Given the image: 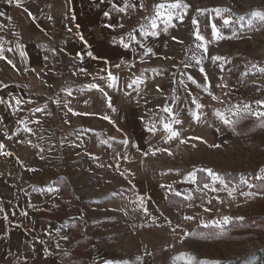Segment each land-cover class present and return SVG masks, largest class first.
<instances>
[{
	"label": "rangeland",
	"instance_id": "rangeland-1",
	"mask_svg": "<svg viewBox=\"0 0 264 264\" xmlns=\"http://www.w3.org/2000/svg\"><path fill=\"white\" fill-rule=\"evenodd\" d=\"M149 2V0L146 1L143 8L139 6L140 4H137L135 8L129 7L127 9L128 17L110 16L111 18H109L104 16V13L101 14L94 10L91 18H68L63 21L56 17L49 25L48 30L42 31L35 28L37 31L25 34L22 33L21 28H17L21 27L22 17L20 15V18L14 15L13 23L3 19L0 27L10 31L0 30V46L5 50L4 55L11 59L16 67L13 68L6 60L0 59V70L5 71L0 76V81L7 83L8 88L12 86L15 95H21L22 89H29L35 96H40L35 97V100L53 105L47 114L41 115V119L37 117L30 119L28 113L23 112L24 110L15 111V107L8 109L7 105H0V117L3 118L0 121V141L4 144L7 143L5 147L11 146L15 142L27 146L31 143V138H34L32 145L36 146L39 137L37 135L40 132L38 129L42 127L44 121H48L54 115L56 116L54 127L65 123L61 121L63 103H53V101L63 102L61 85L57 81L49 80V77L55 73L62 74L63 67L53 66V62L50 66L40 65L33 59V54H37L44 43L51 46L58 38L60 41V38L66 36L65 31L69 27H77L79 24L92 26L95 29L94 37L96 38L108 35L113 39L119 35L133 33L137 27L140 28L141 24L147 26L148 20L153 15L148 7ZM190 4L192 7L188 10V15L184 17L183 22L174 20L175 27H169L168 41L162 42L166 46L165 51H158L157 55L153 57L154 60L161 63V68L166 69V71L162 69L163 72H161L164 79H177V82L172 83V86L178 90L177 95L167 100L154 96L143 100V105L151 109L149 113H135L133 110L131 111L130 106L117 103L118 105L115 104L116 106L113 107L115 111L110 108L107 113L81 116L80 122L84 125H80L79 122L76 124L70 122L71 127L79 125L80 129H76L79 132V139L85 138L84 132L91 131L94 134L93 139L98 144L97 149L93 150L95 157H104L102 150L110 148L112 158L110 159L109 156L107 164L112 167L106 165L103 168H97L95 172L101 173L104 170L112 174L107 186L98 185L94 191L79 194L83 197L81 202L86 208L84 213L88 218V225L82 226L74 220L71 221L70 215L74 211L71 208L76 200L69 190L64 191L65 201L57 211L45 210V213H50V215L58 213L55 217L59 219V227L65 232H62V235L68 237L63 242H54V253L58 255L62 264H125V262L127 264H187L186 259H174L181 253L195 256L198 260L219 261L220 264H264V179H256L257 176L264 177V172L261 171L264 169V127L260 126L261 123H264V118H257L241 112L238 116L231 117L238 121L234 127H228L214 116L217 109L227 115L229 108L235 111V106L242 108L244 104H250L253 111H264V107L255 103L257 100H264V73H260L252 67L253 64L264 67V23L252 19L253 11H264V0H194ZM66 5L64 3V7ZM14 6L17 5L14 3ZM216 8L231 9V11L223 12L221 17H217L213 11ZM196 9L209 10L206 16H202ZM223 17L232 19L233 23L224 26L222 24ZM240 17L243 19L241 20ZM192 18L200 21L198 27L205 35L206 40L211 39L212 23L217 25L225 37H233V33L236 34L234 38H226L208 44V56L204 57L200 65L196 64V59L201 58L203 50L196 47L201 42L195 40L193 36L197 25L192 24ZM42 20L36 16L35 27H42ZM120 23L124 25L123 28L105 27L107 24L115 26ZM55 27L57 28L56 34H54ZM173 36L177 38V41H183V43L174 41ZM23 42H28L31 45L28 51L29 60L25 64L21 62L18 51L14 50L17 44L23 45ZM8 48H12L13 51L8 52ZM214 55L222 56L225 60L217 61L214 64L210 59ZM166 57H171V59H166ZM185 62L192 66L185 68ZM221 65L223 70H221ZM200 67H204L208 74L211 85L209 90L224 103L212 100L208 92L205 91L207 85L203 74L199 71ZM100 70L99 75L105 73L102 71L104 70L103 65ZM96 73L95 71L94 75ZM161 73L159 74L161 75ZM13 75L17 77L18 82L14 81ZM189 75L198 82L199 87L188 79ZM21 78L25 83L21 82ZM71 83L80 84L79 81ZM216 85H220V87H216ZM5 90L7 88L0 90V92L3 91L1 92L4 95L3 98L10 99V94H5ZM193 98L205 105L202 109L201 120L198 122L190 116V110L195 109V105L191 102ZM165 106L172 108L173 112L182 120L181 125H174V127L181 131L180 139L186 141L185 143H181L180 139L173 140L168 144L164 143L162 137L165 133L160 119L163 117L165 122L170 120L168 114L162 111ZM105 115L110 118L111 122L102 119ZM18 120H23L26 123L30 121L32 128L36 129L32 131L30 138L28 132L23 130L24 125L16 123ZM36 120H39L40 123L33 122ZM153 123L157 127L155 136L147 131V128L151 127ZM123 129L124 134L118 132L120 137L128 140L133 137V134H136L138 141H135V144H139L137 147L141 151H137L134 157L129 156L130 152L124 149L123 152L127 159L122 157L114 159L116 154L114 156L111 154L114 138L113 135L111 136V132L115 133V130ZM73 130L75 129H70V127L62 128L65 133V135L62 133V137L67 140L65 143L68 146L67 152L69 151V135ZM5 132L11 139L4 136ZM193 137H201L202 140L192 139ZM107 144L109 146L104 147ZM193 145L195 146L193 147ZM149 147L168 148L172 155L157 153L155 156L151 154L144 156L143 152L147 151ZM113 153L115 152L113 151ZM57 164L49 165L50 174L53 176H55L54 171L59 168L56 166ZM47 166L45 165V168ZM23 168L20 167V170H24L23 173H26L28 178L37 172L27 171L26 168ZM205 168L212 169L230 189L237 188L239 185L232 197L228 195L227 190L213 192L210 189H203L198 192L196 191L198 187L195 184L184 180L188 172ZM140 173L143 178L153 179L156 186L150 188L141 186L137 191L131 187L130 182L140 177ZM241 177L247 179L253 187L241 185ZM55 178H52L51 181L54 184L58 181ZM206 179L209 180L212 187L223 188L219 182L213 185L210 177H206ZM97 180L99 179H96V183ZM122 180L125 185V200L122 197L118 198L120 193L117 191V186L121 187ZM167 180L181 182L176 190L184 195L192 193L194 199L192 201L180 198L175 200L174 205L177 207L173 210V215L162 219V222L155 228L141 225L136 226V229L135 226L126 225L123 240L128 237L137 239L141 235L145 237L143 241L140 238L139 242H130L134 248L127 249L128 240L124 244L115 241L114 237H110L111 230L107 228L102 230L103 228L98 222L99 219H102V213L108 215L104 210L107 205L117 207L121 202H126L132 212L140 213L141 208L137 202L138 195L142 196L145 202L148 200L147 196H150L152 204L155 206L166 201L167 209H171L168 206L170 203L164 197V190H169L160 187L161 184L169 185ZM84 184L85 182H82L80 185ZM146 192L149 194L145 197L143 195ZM241 192L251 193V195H241ZM181 196L184 198L183 195ZM209 200L212 203L209 204ZM148 202L146 205L150 206V201ZM205 208H209L210 211H205ZM125 211L127 214L130 210H123V212ZM150 211L148 215H150ZM155 211L153 210V212ZM189 215L194 219L186 220L185 216ZM224 216L231 217L232 221L224 226V234L218 235L221 228L214 226L213 222L221 220ZM205 225L208 226L205 227ZM70 231L73 232L72 236L69 235ZM186 233L188 235H185ZM57 244H59V248H57Z\"/></svg>",
	"mask_w": 264,
	"mask_h": 264
},
{
	"label": "crops",
	"instance_id": "crops-1",
	"mask_svg": "<svg viewBox=\"0 0 264 264\" xmlns=\"http://www.w3.org/2000/svg\"><path fill=\"white\" fill-rule=\"evenodd\" d=\"M146 1L148 0H129L130 3L136 5L141 3L144 4ZM149 1L148 7L151 9L149 10L153 12V15L148 20V23L154 17L153 5L161 2V0ZM14 3L10 4L8 0L0 1V13H4L3 16H0V23L4 21L3 19L13 23L14 15L15 17H19L20 15L22 17L21 27L17 28H21L23 34L37 31L35 28L42 31L48 30L49 25L52 24V21H54L53 19L56 17L63 21L68 20V18H91L93 17L94 10L101 14L108 12L112 17H128L127 9L125 12L121 13L117 12L112 6L116 4L118 7H123L124 0H98L96 2L95 0H22L21 6L16 7ZM64 3L65 5L67 4L66 7H64ZM25 9L28 11H25ZM202 10H205L202 16H206L209 9ZM29 12L31 15H29ZM36 16L43 19L42 27H35ZM163 27L164 25L161 24V28ZM69 28H71L72 31L69 32L67 29L65 31L66 36L62 39L60 38V41L58 38L51 46L44 43L40 47L39 52L33 54V59L43 66H50L53 62V66L59 65L63 67L62 74L55 73V75L49 77V80H53L54 82L57 81L61 85L62 101H71L69 107L73 108L75 111L81 113H107L110 109L108 107L110 98L112 108L118 103L130 106L131 111L133 110L135 113H149L151 109L143 105V100L152 98L153 96L167 100L178 94V90L172 86L173 81L177 82V79H164L161 73L164 68H161V63H159V61L153 59L154 56L144 57L143 62H141L140 56L142 50L136 43H132V46L128 49L123 48L120 44V39L123 38L125 42H129L128 34L119 35L113 39L108 35H106V37L96 38L94 37L95 29L92 26L89 27L79 24V27ZM0 30L9 29L0 27ZM97 30L98 28L96 31ZM54 31V34H56V27ZM133 34L136 36L137 41L143 43L145 46L152 47L156 55L158 51H165L166 49V46L162 42L168 41L167 33L161 32L158 38H145L139 33L137 27ZM80 35H83L84 39L88 42L87 47L84 42L81 41ZM30 46V43L23 42L22 48L17 49L14 47V50L18 51L23 64L28 63V51ZM171 48L172 45L170 44V49ZM21 51L27 53L26 57L20 56ZM88 51H91L93 56L98 57V59L89 57L87 55ZM77 52L83 54L82 61L76 56ZM45 57H47V59H45ZM105 61L108 63L105 64ZM18 62H20L19 59ZM115 64H121V67L115 68ZM102 65L104 70H111L114 75L120 78L116 88L107 87L106 81L93 79V77L106 76V71H104V74H98L101 72L100 68ZM131 65L135 66L132 67ZM81 67L87 69V72L91 73V75L80 73L78 69ZM95 71L97 72L96 75H94ZM164 71H166V69H164ZM4 72L5 71L1 69L0 76ZM74 72L76 73L75 75H73ZM159 73H161V75ZM13 77L14 81L18 82L17 77L14 75ZM136 77H142L144 83L133 85L132 88H128L127 84ZM72 81H79L80 84H72ZM21 82L25 83L24 79L21 78ZM90 83H99L104 91L107 92V97L96 89H89L87 86ZM157 85H159L162 91H157ZM11 87L7 88L4 93L10 94V97H21L25 103L20 107L24 110L23 112L28 113L30 119L36 117L41 119V115L47 114L50 108L53 107V105L47 102L35 100V97L40 96H35L29 89H22L21 95L18 96L15 95ZM1 92L0 96L3 97L4 95H2L3 93ZM68 92H71L72 95L69 96ZM44 97L47 98V96ZM29 99L35 101V103H27ZM85 101H87V103H85ZM45 104H47V108L44 112H33V109L36 107L44 108ZM61 114H63L61 118L62 122L67 120L72 124L78 122L80 125L83 124L80 122L81 116L83 115H72L63 105L61 106ZM55 119V115L50 117L49 120L44 121L42 127L38 129L40 132L39 135H37V137H39L36 146L32 145L34 138H31V143L27 146L15 142L11 146L4 147V151L12 153L11 156L0 155V209H2V211H0V264H62L58 259V255L54 253V242H63L64 240H62L61 237L63 236L62 232H65L59 227V219L55 217L58 213L55 212L56 214L50 215V213L46 214L45 210L53 209L57 211L62 202L65 201L64 191L69 190L76 200L71 208V210H74L73 214L71 213L70 215L72 217L71 221L74 220L76 223L78 222L82 226H86L89 224V221L84 213L86 208H84L81 202L83 197L79 194L89 193L97 189L98 185L107 186L110 182L112 173L105 172L104 170H102L101 173L95 172L97 168H103L108 165L109 156L110 159L112 158L110 155V148L107 147L105 151L102 150V155H104V157L93 159V157H95L93 155V150L97 149L98 146L93 139L94 134L91 131L84 132L85 138L79 139V132L76 131V129H80L79 125L71 127L70 123H63L60 126L56 125L57 127H54ZM26 124L32 131L36 130L32 128L30 121H27ZM67 127L75 129L69 135L68 152V146L65 145L67 140L62 137V133L65 135L62 128ZM118 132L124 134V129L115 130V133L111 132V136H114L111 154L113 156L116 154V158L123 157L125 156L123 151L126 149L130 152L129 156L135 157L137 150L135 147H132V145L139 146L138 143L135 144V141H138L137 135L133 134V137L128 139L129 145L125 147L120 143L124 138L120 137L121 135ZM31 133L28 132L29 138L31 137ZM130 136H132V134H130ZM4 145H7V143ZM106 146L109 145H104V147ZM41 149H43V151H41ZM113 151L115 153H113ZM54 163H58L56 166L59 167L54 171L55 176L50 174L51 171L49 170V165H54ZM45 165L48 166L45 168ZM20 167L26 168L27 171L29 169H35L37 172L28 178L26 176L27 174L23 173L24 170H20ZM139 175L140 177L130 182V186L135 188L136 191L138 187L141 186H148L149 188L156 186L155 182L152 181L153 179L149 177L143 178L141 177V173ZM205 176L207 177L206 173L197 171L198 184H195L196 187L202 188V184L209 181ZM54 177H56V181L58 180L55 184L51 182ZM96 179H99L97 183L95 182ZM82 182H85V184L80 185ZM170 182L167 180V184H170ZM123 183L124 181L122 180V185L121 187L120 185L117 186V191L120 193L118 198L122 197L125 200V185ZM179 183L181 182H171L173 189H177ZM49 188L53 190L48 191L47 189ZM146 193L143 196L146 197L149 194L148 192ZM164 197L170 203L168 206L171 209L169 210L167 209L166 201H162L155 206L152 204L150 196H147L148 200L145 202V206L148 208V212L151 210V215L153 210H156L151 216L145 214L142 208L140 209V213L132 212L126 202H121L119 204L120 206L117 207L107 205L104 210L108 215L102 213V219H99L98 224L103 228L102 230L105 228L111 230L113 234L111 233L110 237H114L115 241H120L124 244L125 241L127 242L128 240L127 249L134 248V246H132L133 244L130 245V242H139L140 238L143 241L145 237H142V235L137 239H134V237L130 239L128 237L127 239L125 237L126 240H123L126 225L135 226V228L141 225L155 228L162 222V219H165V217L169 215H173V210L177 207L174 205L175 200H179V198L184 199L182 196H176L174 192L166 190H164ZM158 199L159 197L157 200ZM148 201H150V206L146 205ZM127 209L130 211H127L128 213L126 214V211L123 212V210ZM25 212L27 215H22V213ZM139 229L141 230V228ZM101 233H103V231H101ZM72 234L73 232L70 231L69 235L72 236ZM45 249L48 251H45Z\"/></svg>",
	"mask_w": 264,
	"mask_h": 264
},
{
	"label": "snow or ice",
	"instance_id": "snow-or-ice-1",
	"mask_svg": "<svg viewBox=\"0 0 264 264\" xmlns=\"http://www.w3.org/2000/svg\"><path fill=\"white\" fill-rule=\"evenodd\" d=\"M8 2L14 3L17 6H21L22 0H8ZM113 8L117 11V12H125L126 9H128L129 7L135 8L136 4L134 3H130L129 0H124V4L123 7H118L116 4L112 5ZM141 8L144 7V5L141 3L139 5ZM192 7V5L190 3L187 2V0H161V2L159 3H155L153 5V10H154V17L149 21V23L146 25L141 24L140 28H139V33L142 34L145 38L148 37H153V38H158L161 34V32L163 33H167L169 27H175V25L173 24V21H179V22H183L184 17L188 15V10ZM25 11H28L27 9H25ZM196 11L200 12L201 14H203V12L205 10L202 9H196ZM213 11L216 13L217 17H221L223 12H230L231 9H220V8H216L213 9ZM4 13H0V16H3ZM29 15H31V13L29 12ZM104 16L106 17H110V14L108 12H104ZM145 19H148L147 17H145ZM240 19L242 20L243 17H240ZM252 19L254 21H258L260 23H264V11L262 10H255L252 13ZM192 24L193 25H197L196 30L193 33V36L195 38V40L200 41L201 43L197 44L196 47L197 49H202L203 50V55L201 56L200 59H196V64L200 65L202 63V60L204 59V57L208 56V44L213 43V42H218L220 40L226 39V38H234L236 36L235 33H233V37H225L221 31L219 30V28H217V25L215 23L211 24V39H207L205 35L199 30V24L200 21L196 18H192ZM233 21L232 19L228 18V17H223L222 18V24L224 26H228L230 24H232ZM161 24L164 25L163 28H161ZM120 27L123 28L124 25L122 23H120L119 25H112V24H107L105 25V27L107 28H114V27ZM77 27H79V25H77ZM69 32L72 31L71 28L68 29ZM135 31V30H134ZM128 38H129V42H125L123 38L120 39V44L123 46V48L128 49L132 46V43H136L138 45V47L142 50L141 56H140V60L141 62H143V58L144 57H149V56H155L156 53L154 52L152 47L149 46H145L143 43H140L139 41H137L136 36L133 33H128ZM80 39L81 41L84 42L85 46H88V42L84 39L83 35H80ZM172 39L174 41H177V38L175 36L172 37ZM179 43H183V41H177ZM17 49L22 48V45L17 44L16 45ZM4 48L2 46H0V59H4L7 61V63L9 65H11L13 68L16 67L15 64H13L11 59H8L5 55H4ZM8 52H12L13 49L12 48H8L7 49ZM27 53L24 51L20 52V56L21 57H26ZM87 55L89 57H92L94 59H98V57H94L93 53L91 51L87 52ZM76 56L80 58V60H83V54L80 52L76 53ZM45 59H47V57H45ZM166 59H171V57H166ZM212 63H216L217 61H222L225 60L224 57L219 56V55H214L210 57ZM226 62H230V61H226ZM108 62L105 61V64H107ZM132 67H134L135 65H131ZM192 65L189 63H184V67H191ZM115 68H120L121 64H115L114 65ZM175 67V65H174ZM253 68L257 69V71H259L260 73H264V67H258L257 65L253 64L252 65ZM221 70H223V66L221 65ZM33 71H35V69H33ZM78 71L80 73H85L87 75H91V73L87 72V69L81 67L78 69ZM102 71H106V76H98V77H93V79H99L101 81H106L107 82V87L109 88H116L118 86V82H119V77L117 75H114L113 72L111 70H102ZM199 71L203 74L204 76V81L206 83V87H205V91L208 92V95L212 98V100H219V98L217 96H215L210 90V81L208 80V74L205 71L204 67H200ZM76 73L74 72L73 75H75ZM188 79L193 83V84H197V86L199 87L198 82L191 76H188ZM175 82V81H173ZM144 83V80L142 77H136L134 79L131 80L130 83L127 84L128 88H132L133 85H139ZM182 83V82H181ZM226 86V85H225ZM9 85L7 83H4L3 81H0V90L2 89H6L8 88ZM89 89H96L98 91H100L101 93H103V95L105 97H107V92L104 91V89L101 87V85L99 83H90L87 86ZM216 87H220V85H216ZM259 90V89H258ZM157 91H162V89L159 87V85H157ZM68 95L71 96L72 93L68 92ZM189 95H191V93H189ZM225 95H227V93H225ZM192 104L195 105V109L190 110V116L193 120L195 121H200L201 117L203 115L202 113V109L205 107V105H203L202 103H200L196 98L192 99ZM220 103H224L223 100H219ZM25 103V101L22 98L16 97V96H11L10 99H5L3 97H0V105H7L8 109H13L15 107V111H22V108H20V106ZM27 103L29 104H33L35 103V101L29 99L27 101ZM53 103H63V107L67 108V111L69 113H71L72 115L75 116H89V115H95L94 113H89V112H77L75 111L73 108L69 107V104L71 103V101H67V102H61V101H53ZM85 103H87V101H85ZM255 103L257 105H260L261 107H264V100H257L255 101ZM108 107L112 108V104L109 98V103H108ZM47 108V104H45L44 108L41 107H36L35 109H33L34 113H39V112H44L45 109ZM113 111H115V109H112ZM15 111L12 112V114H15ZM162 111L164 113L168 114V117H170V120L168 122H165L164 118L161 117L160 119V123L162 125V129L165 133V135L162 137L163 141L165 144H168L169 142L176 140V139H180L182 136V133L179 129H177L176 127H174V125H181L183 122L181 119L178 118V116L173 112V109L170 107H163ZM241 112L247 114V115H252L255 116L257 118H264V111H253L251 108L250 104H244L242 106V108L240 106H235V111L232 110V108L228 109V114L226 115L225 112L217 109L214 112V116L222 122V124L228 126V127H234V125L238 122L237 120L232 119V116H238ZM2 117H0V121H2ZM102 119L105 120H109V122H111L110 118L108 116H103ZM34 123L39 124L40 121L36 120L33 121ZM17 123L24 125V131L25 132H32V129L27 127V124L25 121L23 120H18ZM65 123H70V121L65 120ZM261 127H264V123H261L260 125ZM147 131L150 132L153 136L156 135L157 133V127L156 124L153 123L151 125V127L147 128ZM4 136L7 137L8 139H11V137H8L7 132L4 133ZM192 139H201V137H193ZM181 143H185L186 141H184L183 139H180ZM120 143L122 145H124L125 147H127L129 145V141L127 139H124L122 141H120ZM195 145H193L194 147ZM216 147H218V145H215ZM5 145L4 143L0 142V150L4 149ZM132 147H136L137 151H141L139 147H137L136 145H132ZM41 151H43V149H41ZM157 153H167L168 155H172V152L169 151L168 148H162V147H149L147 151L143 152L144 156H148L149 154L155 156ZM0 155H4V156H11L12 153L10 152H6V151H0ZM116 157H114L115 159ZM123 159H127V156H123ZM93 159H98L97 157H93ZM98 166H103V165H98ZM108 167H112V165H108ZM29 171H35V169H29ZM197 171L199 172H203L207 174V177L211 178L212 184H216V182H219V184L223 185V188H217V187H212L208 182H204L202 184V188L198 187L196 189V191H202L203 189H210L213 192H218V191H223V190H227L228 195L230 197L233 196V193L237 190V188L239 187V185L237 186V188H229V186L227 184H225V182L223 181V179H221L220 176H218L212 169L210 168H205V169H199L196 171H190L188 172V174L184 177L185 181L191 182L192 184H198V178H197ZM262 172H264V169L261 170ZM164 175H166L167 173H163ZM121 175H124V173H121ZM256 179H264V177L261 176H257ZM240 184L241 185H247L249 188L253 187V185L251 183H249V181L247 179H245L244 177H241L240 179ZM160 187L162 188H166L169 191L174 192V194L176 196H184L185 200L188 201H192L194 199L192 193H188L187 195L182 194L180 191L173 189L172 185H164L161 184ZM43 190V189H42ZM48 191H52L53 189L49 188L47 189ZM241 195H251V193H243L241 192ZM137 202H138V206L140 208L143 209L145 214H148V208L145 206V201L144 198L142 196H137ZM222 202V201H221ZM208 203H212L211 200L208 201ZM0 211H2V209H0ZM205 211H210L209 208H205ZM22 215H27V213H22ZM186 220H193L194 217L189 215V216H185ZM242 219V218H241ZM232 218L229 216H224L221 220L218 221H214L213 224L214 226H217L219 228H221V232L218 235H223V228L224 226L228 225L229 223H231ZM170 223V221H169ZM208 225H205V227H207ZM179 227V226H177ZM175 231V230H174ZM185 235H188L187 233ZM62 240H67L68 237L62 236L61 237ZM57 248H59V244L56 245ZM45 251H48L47 249H45ZM139 259V258H137ZM175 260H187V264H220L219 261H214V262H209L207 260H203L200 259L198 260L195 256H191L188 255L186 253H181L179 256L174 257ZM125 264H127V262H125Z\"/></svg>",
	"mask_w": 264,
	"mask_h": 264
},
{
	"label": "built area",
	"instance_id": "built-area-1",
	"mask_svg": "<svg viewBox=\"0 0 264 264\" xmlns=\"http://www.w3.org/2000/svg\"><path fill=\"white\" fill-rule=\"evenodd\" d=\"M194 1V0H193ZM192 0H187L188 3H192L193 2Z\"/></svg>",
	"mask_w": 264,
	"mask_h": 264
},
{
	"label": "trees",
	"instance_id": "trees-1",
	"mask_svg": "<svg viewBox=\"0 0 264 264\" xmlns=\"http://www.w3.org/2000/svg\"><path fill=\"white\" fill-rule=\"evenodd\" d=\"M226 175H229V173H226Z\"/></svg>",
	"mask_w": 264,
	"mask_h": 264
}]
</instances>
